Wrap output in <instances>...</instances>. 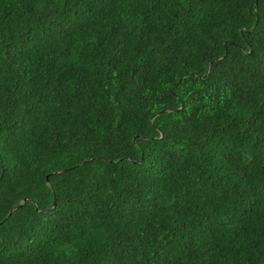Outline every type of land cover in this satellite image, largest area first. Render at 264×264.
I'll use <instances>...</instances> for the list:
<instances>
[{"label": "trees", "instance_id": "trees-1", "mask_svg": "<svg viewBox=\"0 0 264 264\" xmlns=\"http://www.w3.org/2000/svg\"><path fill=\"white\" fill-rule=\"evenodd\" d=\"M0 264H264V0H0Z\"/></svg>", "mask_w": 264, "mask_h": 264}]
</instances>
